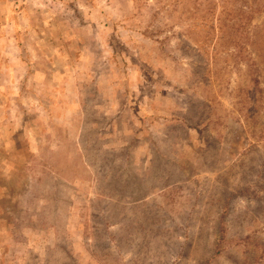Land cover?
I'll return each mask as SVG.
<instances>
[{"label":"rangeland","instance_id":"obj_1","mask_svg":"<svg viewBox=\"0 0 264 264\" xmlns=\"http://www.w3.org/2000/svg\"><path fill=\"white\" fill-rule=\"evenodd\" d=\"M256 169L264 0H0V264H264Z\"/></svg>","mask_w":264,"mask_h":264},{"label":"trees","instance_id":"obj_2","mask_svg":"<svg viewBox=\"0 0 264 264\" xmlns=\"http://www.w3.org/2000/svg\"><path fill=\"white\" fill-rule=\"evenodd\" d=\"M263 168V167H261ZM264 170V169H263ZM255 179L251 182V185H246L242 189H240L239 193L244 192L245 196L252 198V199H262L260 196L258 197L257 190H263L264 192V175L262 171L256 169L254 171ZM244 195V194H243Z\"/></svg>","mask_w":264,"mask_h":264}]
</instances>
